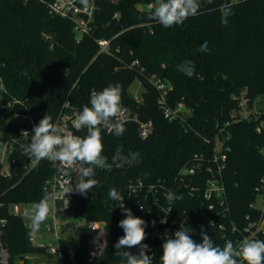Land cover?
<instances>
[{"label":"trees","instance_id":"trees-1","mask_svg":"<svg viewBox=\"0 0 264 264\" xmlns=\"http://www.w3.org/2000/svg\"><path fill=\"white\" fill-rule=\"evenodd\" d=\"M150 1L159 2L98 0L93 31L79 40L74 20L52 13L50 0H0V75L8 90L0 102L11 95L28 98L26 105L38 123L45 114L54 123L67 98L82 111L93 91L120 84L121 102L140 120L152 123L147 137L140 135L137 121L127 122L121 136L102 128V155L112 168L95 169L98 185L86 196L74 193L68 213L104 221V237L85 226L79 240L62 236L65 264H73L71 251L77 264H125L124 258L115 254L114 245L123 229L118 226L117 201L109 198V190L116 188L122 194L137 178L173 183L180 169L193 163H202V175L208 177L206 166L219 145L230 147L223 173L230 213L227 219L217 217L214 226L179 225L177 230H187L197 242L205 232L222 248L225 230L219 223L226 222L234 227L227 230L231 242L238 246L264 217V131L257 130L264 106L257 118L254 114L244 118L240 106L243 92L250 98L249 107L264 96V0H200L196 16L170 28L150 21L152 10L138 7ZM225 2L232 5L226 26L221 24L219 11ZM100 38L112 40L113 53H99ZM205 41L210 51H198ZM185 60L195 64L191 78L177 69ZM152 75L170 84L167 104L175 107L184 102L190 111L169 119L159 103L160 90ZM136 80L144 85L141 100L130 91ZM75 135L83 137L87 129L75 131ZM23 161L19 156L12 177L0 175V219H6L2 240L10 253L9 261L0 264L20 260L30 264L23 256L48 253L46 245L30 240V228L11 205L45 198L43 184L53 166L43 161L26 171ZM183 195L188 197V192ZM259 195L263 207L257 204ZM256 239L264 240V231L260 230ZM98 242L104 247L96 248Z\"/></svg>","mask_w":264,"mask_h":264},{"label":"built area","instance_id":"built-area-1","mask_svg":"<svg viewBox=\"0 0 264 264\" xmlns=\"http://www.w3.org/2000/svg\"><path fill=\"white\" fill-rule=\"evenodd\" d=\"M112 1L120 2L124 0ZM156 3H158V1H150L148 3H141L138 7L142 10H152V6ZM98 8V0H90V6L87 11L83 9L78 0H50V11L52 13L63 17H71L74 20V32L79 40L92 33L94 28L93 22ZM115 16L118 17L119 15L116 14ZM98 44L99 53L114 52L111 39L100 38L98 39ZM136 62L137 61H135V63ZM0 80H2L4 84L1 75ZM151 80L154 81L160 90L159 103L164 108V113L169 119H176L183 116L185 112L190 111L186 109L184 102H179L175 107L167 104V98L171 86L155 75L151 76ZM3 93H8L7 88L6 92H0V98H2ZM135 98L141 100V97L139 96H136ZM249 100L250 98L246 95V92H243L240 97V106L241 114L244 118L250 117L247 113ZM27 101L28 98L11 95V98L0 102V175L6 178L13 176L14 164L17 167L19 156L24 158L23 166L26 171H31L38 167L43 161H48L42 160L39 163H33L28 156H25L23 149L20 147L21 144H24L25 146L28 145L33 126L38 124L35 113L31 111L28 105H26ZM66 102H69L67 106ZM78 112L80 111L72 106L69 98H67L64 101L62 111L54 123L59 124L75 135L76 130L72 127V121L75 119V115ZM121 112L120 121L123 123V126L129 121H137L139 123L140 135L142 137H147L150 134L152 131V123L150 121L147 122L140 120L138 115L133 114L131 109L122 102ZM260 114L261 112L258 111L255 115L256 118ZM12 130L13 133L9 134ZM257 130L264 131V118L259 120ZM24 131H27L29 134L22 136V132ZM229 150L230 147L227 145H219L216 148L206 166V171L210 173V176L208 177L202 175V163H193L189 166L182 167L179 171L178 177L173 183H168L163 179L148 181L143 178H137L131 180L127 184L125 192L121 194L124 197L123 204L125 207L131 209L134 216L140 217L147 222L145 227L146 238L143 243L148 245L146 254L151 256L152 264H161L160 257L163 254L162 244L165 242L166 232L168 235H172L177 231L179 225L204 224L214 226L217 217L227 219V215L230 213V208L228 205V190L223 173L227 165ZM50 163L53 166V173L45 179L43 190L45 197L51 198L49 212L53 213L52 219H54V223L52 222L48 224L47 228L55 231L56 236L59 237V245L56 246L50 242L46 245V248L49 253L59 254L62 258V249L60 245V238L62 235L60 232L63 231V224L61 220L62 215L68 213L70 200L75 193L73 192L65 196L63 189L67 187L69 183L73 185L78 183L83 177L79 171V165L74 170L60 171L56 164L53 162ZM169 191L176 195H182L183 199L169 204L165 199V195ZM184 192H188V197L183 195ZM2 205L3 202L0 199V207ZM169 207L172 209L167 213ZM261 207L263 206L261 205ZM116 208L119 211V219H124L125 217L120 208L119 201H117ZM11 210L16 214H21L24 218V224L31 228L30 215L32 214V210L29 211L28 208H24L21 203L12 204ZM166 213L167 223L162 224L160 223V220L164 218ZM153 221L156 222L155 226H153ZM5 223L6 219H0L1 226ZM83 226L91 231L97 232L98 236L104 237V221L86 220V224ZM219 226L225 230V241H231V232H228L227 229L233 231L234 227L228 226L226 222H220ZM260 230L264 231V217L257 223V229L250 235H246L243 240L256 239ZM1 231L0 249L5 247L1 238ZM35 235H29L32 242L35 239ZM243 240H241L240 243ZM94 241L96 242L97 240ZM104 242V244H106L105 238ZM103 247L104 245L101 242H98L96 245V248ZM128 251L133 254H138L139 248L133 247L128 249ZM9 257H2L0 255V263L8 262ZM69 258L73 264H77L74 251L69 253ZM63 264L65 263L63 262Z\"/></svg>","mask_w":264,"mask_h":264},{"label":"clouds","instance_id":"clouds-1","mask_svg":"<svg viewBox=\"0 0 264 264\" xmlns=\"http://www.w3.org/2000/svg\"><path fill=\"white\" fill-rule=\"evenodd\" d=\"M78 2L85 11L88 10L90 0H78ZM200 7V0H159L152 6L148 19L170 28L174 25H182L189 17L196 16ZM231 8L230 2L220 5L222 25L228 24V17L232 15ZM198 51H210L206 41ZM177 69L189 78L195 74V64L191 60H185L177 66ZM199 78L203 79L202 76ZM121 87L120 84H113L101 91H93L90 96V106L85 105L82 111L76 113L72 127L78 132L87 129V135L83 137L74 135L59 124L53 123L52 117L45 114L39 123L33 126L28 145H20L25 156H28L33 163L48 160L56 164L60 171L74 170L79 165L83 178L74 185L69 183L63 189L65 196L73 192L86 196L98 185V181L94 178L95 169L111 170L112 165L107 163V158L102 155L101 133L102 128H107L116 136H121L125 131L120 121ZM0 92H6L2 80H0ZM68 104L69 102H66V106ZM28 134L27 131L22 132V136ZM108 195L110 199L120 202L125 217L118 223L124 235L114 245L115 254L122 256L126 264H152L151 256L146 254L148 245L143 243L146 238L147 222L134 216L131 209L124 206V197L116 188H111ZM50 199L45 197L33 203L30 236L35 235L47 219ZM165 199L172 204L183 197L169 191ZM171 209L169 207L167 213ZM167 213L160 223H167ZM155 223L153 221V226ZM165 237V242L162 244L163 254L160 257L161 264H264V240L245 239L238 246L226 241L221 248L214 244L207 233L201 232V241L197 242L191 238L187 230L181 228L172 235L166 232ZM133 247L139 248L138 254L128 251ZM121 249L125 251H120Z\"/></svg>","mask_w":264,"mask_h":264},{"label":"rangeland","instance_id":"rangeland-1","mask_svg":"<svg viewBox=\"0 0 264 264\" xmlns=\"http://www.w3.org/2000/svg\"><path fill=\"white\" fill-rule=\"evenodd\" d=\"M170 85V84H169ZM131 93L136 97H143L144 92V85L140 80H136L130 88ZM264 106V96L260 98L258 104L253 107L247 108V113L249 115L258 113L261 111V108ZM263 197L261 195L258 196L257 204L259 206L262 205ZM33 203H25L23 204L24 208H28L29 211L32 210ZM53 213L49 212L48 217L45 222L41 225L40 230L36 233L35 239L33 243L36 245H48L52 242L54 245H59V237L56 236L54 230H49L47 225L50 223H54V219H52ZM62 229L66 227L65 232H60L62 236H69L72 239L79 240L81 236V227L86 224V219L80 217L71 216L69 213H64L62 215ZM60 221V223H61ZM2 230V231H1ZM0 231L3 232L2 226H0ZM2 238V234H1ZM3 253V254H1ZM0 255L2 257H9L10 253L7 251V247H2L0 249ZM28 260L30 264H63L62 258L59 254H51V253H44V254H28L23 256ZM17 264H24L22 260L18 261Z\"/></svg>","mask_w":264,"mask_h":264}]
</instances>
